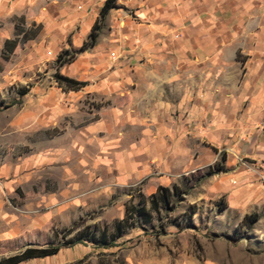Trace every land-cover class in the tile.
I'll use <instances>...</instances> for the list:
<instances>
[{
	"label": "crops",
	"instance_id": "0c3cea01",
	"mask_svg": "<svg viewBox=\"0 0 264 264\" xmlns=\"http://www.w3.org/2000/svg\"><path fill=\"white\" fill-rule=\"evenodd\" d=\"M104 2L0 0V15L40 23L39 43L56 55L82 46ZM116 4L95 44L60 67L85 85L56 84L39 98L40 115H53L42 128L66 121L55 138L79 129L71 145H96L97 162L108 169L111 156L117 180L141 182L147 196L222 152L227 170L204 188L224 197L227 211L257 213L264 232V0ZM14 36L7 24L2 46ZM82 95L99 101L96 119L80 118Z\"/></svg>",
	"mask_w": 264,
	"mask_h": 264
},
{
	"label": "rangeland",
	"instance_id": "374dc122",
	"mask_svg": "<svg viewBox=\"0 0 264 264\" xmlns=\"http://www.w3.org/2000/svg\"><path fill=\"white\" fill-rule=\"evenodd\" d=\"M108 12L94 24L98 35ZM12 23L19 42L4 53L1 40ZM40 30L36 21L0 15V260L28 246L60 245L56 254L19 264H264L262 226L219 208L224 197L202 184L212 177L209 167L174 184L179 195L172 193L174 185L168 187V203L159 201L152 210L141 182L117 180L111 156L104 169L96 145H71L79 129L55 138L66 121L42 128L53 115H40L39 98L62 85L55 79L57 57L72 49L54 55L47 41L39 43ZM79 100L80 118L99 116V101L85 95ZM220 154L210 168L224 164ZM140 205L150 218L134 213L133 206ZM125 217L127 228L114 237L115 224Z\"/></svg>",
	"mask_w": 264,
	"mask_h": 264
},
{
	"label": "trees",
	"instance_id": "16d2710c",
	"mask_svg": "<svg viewBox=\"0 0 264 264\" xmlns=\"http://www.w3.org/2000/svg\"><path fill=\"white\" fill-rule=\"evenodd\" d=\"M115 1L116 0H105V2L103 3L99 11V14L102 18L106 15V13L111 8L116 6ZM95 29H96V26L94 25L88 35V39L82 44V46L79 49L72 50L71 52H69L68 55L65 54L68 52L67 50H64L63 52L58 54L57 65L62 66L65 63H69L73 61L77 52L84 51L88 49L89 47H92L95 44L97 36H98V32ZM23 38H26V31L23 33ZM18 42L19 40H18L16 33L13 38L5 39L3 43V47H2L3 52L9 53L13 51V49L18 44ZM55 79L59 84H62L64 88L71 89V90H78L85 85V82L83 81H79V80L64 76L60 73H56ZM26 92H27V89H24V90L19 91L18 94L22 96ZM220 156H221V160L224 161L225 160L224 154L221 153ZM226 170L227 168L224 166V164H221V165L215 164L213 169L209 167L207 173L211 175L216 172L226 171ZM170 190L171 189L168 187L159 186L157 191L149 196L150 209L157 210L159 201L168 203L169 196L171 195ZM172 193L179 195L180 191L178 190L176 185L173 186ZM225 207H226V204H223V206L221 205L219 206V208L221 209H224ZM133 209H134L133 210L134 213H138L141 215L147 214L149 218L151 216L149 211L146 209L145 205L133 206ZM258 218L259 216L257 213L245 214L244 217L242 218V222L250 225V224L255 223L258 220ZM127 221H128L127 217L117 221V223L115 224L114 237H117L120 234H122V232H124L125 228H127V224H126ZM101 244L107 245L106 242H102ZM60 247H61L60 245H47L43 247L28 246L18 253H15L13 255H10L6 258L1 259L0 264H18L28 259L50 256V255L56 254L59 251Z\"/></svg>",
	"mask_w": 264,
	"mask_h": 264
}]
</instances>
